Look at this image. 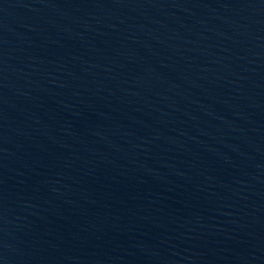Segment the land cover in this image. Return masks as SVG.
<instances>
[{
	"label": "water",
	"instance_id": "obj_1",
	"mask_svg": "<svg viewBox=\"0 0 264 264\" xmlns=\"http://www.w3.org/2000/svg\"><path fill=\"white\" fill-rule=\"evenodd\" d=\"M0 264H264V0H0Z\"/></svg>",
	"mask_w": 264,
	"mask_h": 264
}]
</instances>
